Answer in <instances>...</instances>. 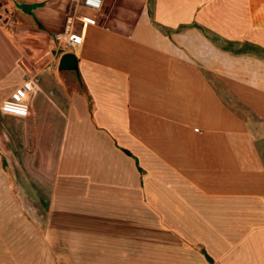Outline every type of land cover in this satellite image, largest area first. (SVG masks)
I'll return each instance as SVG.
<instances>
[{
	"label": "crops",
	"instance_id": "0c3cea01",
	"mask_svg": "<svg viewBox=\"0 0 264 264\" xmlns=\"http://www.w3.org/2000/svg\"><path fill=\"white\" fill-rule=\"evenodd\" d=\"M24 81L69 178L27 215L71 264H264V0H0V104Z\"/></svg>",
	"mask_w": 264,
	"mask_h": 264
},
{
	"label": "rangeland",
	"instance_id": "374dc122",
	"mask_svg": "<svg viewBox=\"0 0 264 264\" xmlns=\"http://www.w3.org/2000/svg\"><path fill=\"white\" fill-rule=\"evenodd\" d=\"M76 29L78 25H75ZM64 31L62 29L59 33ZM39 125L42 127L43 124ZM45 125L44 139L28 138L22 118L0 114V264H71L80 254L91 256L96 253L71 251L73 236L66 233L46 237L39 233L36 220L28 218L27 212L37 210L38 201L46 197L43 191L48 193L50 190L39 187V180L69 179L62 167L64 158L59 137L63 126L57 123L51 131L49 125ZM64 157L68 161L73 160L74 166L79 163V158H83L80 155ZM59 223L65 226L63 230H69L65 220ZM142 237L148 238L147 235ZM85 239L78 238L82 242ZM115 239L110 236L111 242ZM170 254L175 258L182 255L179 250ZM157 255L165 258L166 252H158Z\"/></svg>",
	"mask_w": 264,
	"mask_h": 264
},
{
	"label": "built area",
	"instance_id": "2783aa9c",
	"mask_svg": "<svg viewBox=\"0 0 264 264\" xmlns=\"http://www.w3.org/2000/svg\"><path fill=\"white\" fill-rule=\"evenodd\" d=\"M91 10H100L105 0H70ZM59 45L68 49H74L81 43V37L71 32L54 35ZM32 91V84L29 81L22 82L9 96L0 104V112L4 115L15 118H27L29 116L28 96Z\"/></svg>",
	"mask_w": 264,
	"mask_h": 264
},
{
	"label": "water",
	"instance_id": "95a60500",
	"mask_svg": "<svg viewBox=\"0 0 264 264\" xmlns=\"http://www.w3.org/2000/svg\"><path fill=\"white\" fill-rule=\"evenodd\" d=\"M77 60L73 54L67 53L62 57L60 68L70 69L75 66Z\"/></svg>",
	"mask_w": 264,
	"mask_h": 264
},
{
	"label": "trees",
	"instance_id": "16d2710c",
	"mask_svg": "<svg viewBox=\"0 0 264 264\" xmlns=\"http://www.w3.org/2000/svg\"><path fill=\"white\" fill-rule=\"evenodd\" d=\"M122 151H123L127 156L131 157V158L135 161V164H136V167H137L138 171H139L140 173H142V172H143V169L140 167L139 162H138V159H137L134 155H132L129 151H127V150H125V149H122Z\"/></svg>",
	"mask_w": 264,
	"mask_h": 264
}]
</instances>
